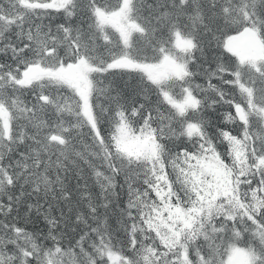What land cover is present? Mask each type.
Listing matches in <instances>:
<instances>
[{
	"label": "snow or ice",
	"instance_id": "1",
	"mask_svg": "<svg viewBox=\"0 0 264 264\" xmlns=\"http://www.w3.org/2000/svg\"><path fill=\"white\" fill-rule=\"evenodd\" d=\"M0 264H264V0H0Z\"/></svg>",
	"mask_w": 264,
	"mask_h": 264
}]
</instances>
